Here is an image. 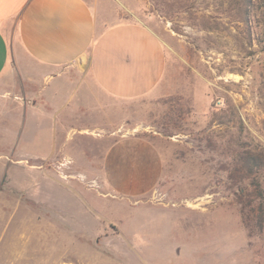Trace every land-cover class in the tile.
<instances>
[{
	"label": "rangeland",
	"instance_id": "1",
	"mask_svg": "<svg viewBox=\"0 0 264 264\" xmlns=\"http://www.w3.org/2000/svg\"><path fill=\"white\" fill-rule=\"evenodd\" d=\"M90 1L99 22L141 23L163 40L165 80L136 101L91 105L74 125L104 131L74 134L47 159L42 133L26 141L32 119L52 128L25 88L27 77L43 80L35 92L48 77L36 66L0 80V264H264L257 190L234 162L264 150V22L254 18L250 36L229 15L232 0ZM231 106L234 118L213 121ZM128 136L162 160L157 187L141 197L116 194L103 177L105 152ZM253 178L264 193V171Z\"/></svg>",
	"mask_w": 264,
	"mask_h": 264
},
{
	"label": "crops",
	"instance_id": "2",
	"mask_svg": "<svg viewBox=\"0 0 264 264\" xmlns=\"http://www.w3.org/2000/svg\"><path fill=\"white\" fill-rule=\"evenodd\" d=\"M97 4L90 0H0V80L11 79L17 68L30 75L36 66L48 77L35 92L43 80L30 75L25 88L29 97L41 100L40 110L52 128L47 131L43 125L40 131L35 119L30 123L32 134L26 141L43 134L39 147L49 152H41L42 159L65 149L74 134L104 131L74 125L92 114L91 105L106 111L108 100L136 101L157 93L165 80L163 40L141 23L99 22ZM75 96L76 105L71 107ZM55 117L60 119V129ZM161 175V156L145 138L122 137L104 154L103 177L122 197L151 193Z\"/></svg>",
	"mask_w": 264,
	"mask_h": 264
},
{
	"label": "trees",
	"instance_id": "3",
	"mask_svg": "<svg viewBox=\"0 0 264 264\" xmlns=\"http://www.w3.org/2000/svg\"><path fill=\"white\" fill-rule=\"evenodd\" d=\"M229 15L236 19V21L241 22L247 27L248 34L251 36L252 31V20L254 18H260L259 20L264 22V0H232L229 4ZM236 115V108L234 106L228 109H220L216 111L213 115L214 120L228 121L234 118ZM235 164H238V170H246L247 178H252L251 184L257 190L254 192L253 196H256V201L258 203L257 208L254 210L255 220L259 232L262 230L263 216H264V193L261 191V185L257 179L253 176L264 171V150L255 149L247 150L244 152H239L235 159ZM245 176V174H244ZM243 194V192H242ZM252 196V193L250 194ZM252 203L250 201L249 206ZM247 206L242 208L243 216H249L246 211ZM246 216V217H247ZM246 217L244 218L246 222Z\"/></svg>",
	"mask_w": 264,
	"mask_h": 264
}]
</instances>
